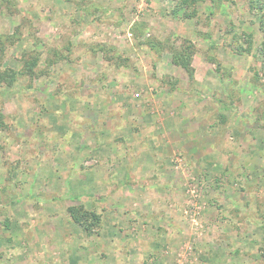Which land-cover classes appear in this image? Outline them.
Segmentation results:
<instances>
[{"label": "rangeland", "instance_id": "374dc122", "mask_svg": "<svg viewBox=\"0 0 264 264\" xmlns=\"http://www.w3.org/2000/svg\"><path fill=\"white\" fill-rule=\"evenodd\" d=\"M14 2L4 67L39 61L0 87V264H264V5Z\"/></svg>", "mask_w": 264, "mask_h": 264}, {"label": "trees", "instance_id": "16d2710c", "mask_svg": "<svg viewBox=\"0 0 264 264\" xmlns=\"http://www.w3.org/2000/svg\"><path fill=\"white\" fill-rule=\"evenodd\" d=\"M3 3H6L8 5H15L14 0H1ZM181 2L177 4V8L174 9V12L177 11L179 8L183 7V5L189 4L193 5V3L196 0H180ZM250 6L252 9L260 10L263 8L264 3H261V0H250ZM212 12V11H211ZM185 16L191 17L194 14V10L189 11V13L184 12ZM259 21H260V28L264 33V13L259 15ZM19 26H17L14 31L10 34H0V87L2 84L7 85L8 87H11L15 81H17L18 77L28 75L30 78L34 75V68L36 67L38 61H39V55H35V53H24L22 55V67L19 70H14L10 67H4L3 64V57L5 55V51L8 47L13 46L16 42V39H19L20 36L18 34L19 32ZM251 41H252V35L251 33L247 35L246 42L247 46L242 47L239 46L238 49L240 52H249L251 49ZM146 44L149 46H152V48L156 47V45H160V48H163L166 46L172 51V57L171 61L173 64L182 67L185 72L187 73L188 77L193 76L194 69L191 65V57L196 52L195 45L189 40V39H182L181 42L174 43V42H168L164 41V43H161L157 40L155 42L151 39H148L145 41ZM72 42L67 41V47L70 49L71 52V45ZM68 49V50H69ZM155 49V48H154ZM256 51L258 55L261 57V76L264 78V39L259 43V45L256 47ZM257 73V72H256ZM97 145H100L99 140H95ZM98 149V147H96ZM69 213L72 217V219L81 225L84 226L85 229L90 230L92 226H95L99 223L100 217L98 214H96L94 211H89V209H85L84 206H70L69 207Z\"/></svg>", "mask_w": 264, "mask_h": 264}]
</instances>
